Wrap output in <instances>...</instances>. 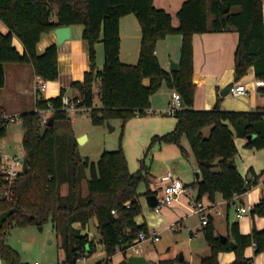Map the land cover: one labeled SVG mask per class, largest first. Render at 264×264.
<instances>
[{"label":"trees","instance_id":"1","mask_svg":"<svg viewBox=\"0 0 264 264\" xmlns=\"http://www.w3.org/2000/svg\"><path fill=\"white\" fill-rule=\"evenodd\" d=\"M129 14L135 16L140 27L139 56L134 65L119 59V21ZM176 17L175 27L171 15L156 8L153 0H0V21L8 30L0 33V88L5 83L6 64L29 65L41 79L56 80L57 46L52 44L37 53L36 45L43 35L57 27L81 25L89 68L81 81L71 84L78 93L71 100H78L79 108L89 109L93 125L117 119L123 128L136 115H146L151 96L163 83L177 92L183 103L174 112L173 129L151 137L138 169L131 172L120 144L116 150H104L96 163L80 155L71 120L62 105L64 89L53 98L39 96L34 110L18 117L28 170L18 175L11 201L0 199V215L12 210L0 226V259L5 264H22L18 252L6 243L8 230L14 226L41 227L47 222L58 234L64 255L57 264H76L95 251V243L82 233L91 219L96 220L100 244L107 257L97 264H112L111 257L117 252L124 255L118 264H127L124 251L139 231H148L145 224L137 225L134 218L141 213L137 188L141 183L148 187L150 168L146 158L155 144H174L185 153L181 139L186 138L200 174V180L193 184L198 200L206 196L214 202L220 195L229 206L234 196L246 192L264 175V169L257 175L250 169L253 179L246 185L247 178L240 174L234 161L235 138L245 139L247 149H264V109L224 110L219 97L213 108L194 110L192 81L193 35L229 31L238 34L234 81L244 77L249 68H253L256 80L264 81V0H184ZM173 34L181 36L178 67L166 71L158 62L155 46L157 41ZM13 36L21 43L22 53L13 45ZM97 43L103 47L101 69L95 63ZM95 84L99 108L94 106ZM42 110L50 111L49 126L40 121ZM7 126L8 121L0 118V138L5 136ZM207 128L205 136L203 131ZM83 181H86L85 195ZM63 186L67 187L66 194H62ZM251 215L264 217V198L251 207ZM202 232L210 253L198 264H220L218 254L230 251L235 259L229 264H247L251 259L244 256V250L250 246L254 247L255 256L264 253V228H253L245 235L234 222L223 242L209 217ZM231 242L235 247H231ZM155 264L186 263L166 259Z\"/></svg>","mask_w":264,"mask_h":264},{"label":"crops","instance_id":"2","mask_svg":"<svg viewBox=\"0 0 264 264\" xmlns=\"http://www.w3.org/2000/svg\"><path fill=\"white\" fill-rule=\"evenodd\" d=\"M183 1L184 0H153V5L155 7L160 6L164 10L169 8L168 10L172 18V25L176 27L178 25L176 13ZM68 27L70 38L64 41L61 45H56L54 30L48 34L43 35L36 45L37 53H42L48 46L52 44H55L57 46L58 77L54 81H46V89L41 92L40 95H38L43 97L44 99L58 96L62 89L65 90V95L69 98L77 96L78 93L74 88L71 87V84L76 81H81L83 79L84 73L88 71L89 62L87 46L81 37L82 26L71 25ZM7 31L8 30L6 26L0 21V33L5 34L7 33ZM14 39L17 38L13 36V45L18 52L22 53L23 47L21 43L18 39V42ZM119 39L120 61L128 65L136 64L139 56L140 27L134 15H125L120 19ZM237 41L238 34L233 31L206 32L193 35L192 81L195 85L193 100L194 110H209L213 108L219 97L220 106L224 110L256 111L259 108L264 109V107L260 105L261 99L264 98V84L261 87L256 88V82L259 80L255 79L253 68H249L246 75L240 80L234 81L233 65L234 52L236 49ZM180 44L181 36L177 34L167 35L165 38L157 41L155 46V55L160 66L164 70L171 71L169 70L170 61L178 64L180 56ZM99 46V43L95 45L96 53L99 50ZM102 66L98 65L97 68L101 69ZM7 72H10V74L13 76L15 80L14 85L17 86L19 90H21V93L23 95L32 97L33 105H35V101L37 98V94H35L36 85L38 80H40L41 78L34 74L32 67L29 65L6 64L4 66L5 83L7 81ZM24 77H26V79L31 82L32 89H28L27 87L23 86L22 81ZM231 82L233 84L237 82L240 86L245 87L247 94L239 97H235L233 95L231 96V94H228L224 97H221L219 95L221 90ZM144 83L145 85L148 84L146 80L144 81ZM172 92L173 91L170 90L165 85V83H163L159 90L150 98V107L148 111H150L152 114L144 115L141 117L135 116L125 123V136L129 139V141H127V143L124 142L122 147L124 152L126 153L129 170L131 172L137 170V162L143 157V148L146 145H149L151 137L155 135L165 134L173 129L175 125V118L171 116H163L166 115ZM240 97L244 98L241 99ZM94 106L97 108L100 107L96 106L95 102ZM0 113H3L1 114V117L7 115L4 109H2ZM48 115L49 113L47 114V116ZM70 119L72 123L71 115ZM117 122L121 124L120 120L114 121L113 124H116ZM115 129L116 126L113 127V130ZM208 132L209 129L207 128L203 131V134L207 136ZM74 136L75 138L80 137L85 139V136H76L75 133ZM245 143V139L235 138L237 154L235 155L234 161L240 174L247 179H251L252 175L249 173L250 169L256 175L259 174L257 171H255L256 169L254 167V157L255 155H259L258 157L260 158V155L262 156V154L264 156V149L255 152V150L245 148ZM181 146L185 150V153H182L179 147L174 144H157L156 146H154L150 153L147 155V158L150 156V162L148 163L150 168L148 176V187L145 183H141L137 188V193L139 194L138 201L141 206V213L134 218V221L137 225L145 224L148 232H158L159 241L163 233L167 231L176 233L180 232L182 229H184L187 233V242H193L196 238H198L199 234L202 235V239L204 240L202 229H199V220L197 222L198 217L192 215L188 210L189 204L195 200H198L197 190L193 186V184L200 180V174L198 177L196 176V173H199L196 162L193 155L191 156L192 153L190 154L187 145L185 144V142H183V140L181 141ZM104 150L107 149H103L101 153ZM90 162L93 161L90 160ZM165 172H171L176 178H178L186 187L187 193L181 196L176 202L162 206L161 209L156 212L154 208L157 204L154 207H150L147 204L146 197L155 195L157 200H159L160 189L162 187V184L159 182V177ZM263 178L264 175L257 180L256 184H260ZM147 188H149L150 190L149 193H147ZM63 189L64 192H62V194H66L67 187L63 186ZM82 190L83 195H85L87 189L84 188L83 183ZM260 193L261 191H252V189H250L246 194H243L242 196L235 199L234 203L236 205H244L241 201V198H244L246 196L248 202L247 206L252 207L263 198ZM200 201L205 204H214L213 208L209 211V217L213 219L215 233L218 236H225L227 232L224 234L217 229V216L225 217L227 230L230 224L237 222L240 232L245 235L249 234L253 228H256L257 230L264 228V217H259L256 215L259 218L256 222L251 215V211L249 213L250 216L245 214L240 217H236V209L233 204H230L228 206V203L223 200L220 195L216 196V201L214 202H210L206 196L202 197ZM220 205L225 208V212L219 208ZM217 212H219V214H216ZM96 225V220L91 219L87 226L82 230V233L87 234L90 240L95 243V250L97 248V245L102 247V245L100 244L99 234L96 230ZM91 226L94 230V233L90 234ZM74 227H78V225L75 224ZM158 242L145 243L142 247L141 254L137 256H143L147 260V264H155L159 260L166 259L176 260L178 263L184 261L186 264H198L203 257L208 256L210 253L209 247L205 242L208 249H201L198 261H195V258L193 257L195 251L191 250L189 251L188 256H185L183 254V251H181L179 255L176 254L175 257L168 256L169 252L167 251V257L162 259V256L165 255H159L155 248V244ZM153 251L155 253L153 254L154 256L158 254L154 260L149 258V254ZM180 254L182 256L181 260H179ZM195 254L197 255V253ZM130 255V253L127 254L126 260ZM244 256L251 259L247 264H264V253L255 256L253 246L247 247L244 250ZM105 259H107L106 256L101 261L95 263L93 262L92 264H97L104 261ZM123 259V253L117 252L111 257V262L112 264H118ZM234 259L235 254L232 251L218 254V262L220 264H229L233 262ZM1 261L2 260L0 259V264Z\"/></svg>","mask_w":264,"mask_h":264},{"label":"rangeland","instance_id":"3","mask_svg":"<svg viewBox=\"0 0 264 264\" xmlns=\"http://www.w3.org/2000/svg\"><path fill=\"white\" fill-rule=\"evenodd\" d=\"M156 8L162 9L160 6H156ZM168 9L169 8H167L165 11L169 13ZM14 40L17 41V39ZM99 44H100L99 50L97 53H95V63L97 67L98 65L102 66V62H103V47L101 43ZM6 79L7 81L5 83V86L2 89H0V112L2 109H4L7 115L13 116L16 119L15 122L10 123L9 126H7L5 136L0 138V148L4 152L10 154H18L20 157H23L24 154L22 153V144H21L23 129L18 117L23 113L32 112L34 110L33 98L27 95H23L21 93V90H19L18 87L14 85L15 80L13 76L10 74V72H7ZM22 82L24 87H27L28 89H32V84L29 80L26 79V77L23 78ZM235 84L239 85L237 82H235ZM93 92H94V102L96 106H100V101L98 98V85L94 86ZM240 98L243 99L244 97H240ZM260 105L264 107V98L261 99ZM1 114L3 113H0V117ZM163 116L170 117L168 115H163ZM71 117H72L71 126L73 132L76 134V136H80V135L81 137L85 136V139H83L81 142H78V139L80 137H76L78 152L82 157L84 158L88 157L94 163L97 162L98 157L100 156V153L103 149H107V151L116 150L119 147V144L122 147L124 142L127 143V141H129V139L126 138L125 136L124 127L122 128L121 124L118 122L116 124H113L114 121H116L117 119L108 120L103 125H93L91 123L88 112H86L85 110L81 111L80 113H73L71 114ZM107 123L111 127L116 126V129L109 131ZM182 140L187 145V148L191 154L190 147L186 138L183 137L181 141ZM156 145L157 144L153 145L150 148L148 154L150 153L152 148ZM147 147L148 145H146L143 148L144 152ZM256 151L258 150H255V152ZM124 154L126 157L125 152ZM258 156L255 155L254 157V161H255L254 167L256 169L254 170L260 173L264 169V156L263 154L262 156L260 155V158ZM149 162H150V156L147 158V164ZM137 163L139 167V160ZM127 164H128V160H127ZM83 186L84 188H86V181L83 182ZM263 188H264V184H255L251 187L252 191L254 190L261 191L260 195L264 198ZM62 192H64V189H62ZM241 201L243 202L244 205L248 204L246 196L244 198L242 197ZM219 208L225 212V208L222 205H220ZM247 215L250 216L249 213ZM253 219L257 222L259 218L256 215H254ZM216 227L220 232L224 234L227 232V225L224 216H217ZM41 228L42 229L39 230V227L36 226H26V227L14 226L8 230L5 236L6 243L18 252L19 259L22 264H34V262H37L38 264H57L58 261L63 260L64 255L62 249L60 248V239L58 234L53 229L51 222L45 223L43 226H41ZM90 229H91L90 234L94 233L92 226L90 227ZM202 238H203L202 235L199 234L198 238H196L193 242L189 243L187 242V233L185 232L184 229L176 233H171L170 231H167L161 235V239L158 243L155 244V248L159 255L161 254L165 255L162 256V259L167 257L166 254L168 252H169L168 256L175 257V255L176 254L179 255L181 251H183V254L185 256H188L190 250L195 251L197 255L194 253L193 257L195 258V261H198L199 253L201 249L202 248L208 249V247L205 244V241ZM153 254H155L154 251L149 254V258L154 260L158 254L156 256H154ZM104 257H105L104 250L102 249L101 246L97 245V248L94 251V253H92L87 257L79 259L76 262V264H92L93 262L95 263L101 261ZM1 264L4 263L1 261Z\"/></svg>","mask_w":264,"mask_h":264},{"label":"built area","instance_id":"4","mask_svg":"<svg viewBox=\"0 0 264 264\" xmlns=\"http://www.w3.org/2000/svg\"><path fill=\"white\" fill-rule=\"evenodd\" d=\"M263 84H264L263 81H257L256 88L261 87ZM46 85L47 82L45 80L43 79L38 80L35 90V94H37V98L39 97L38 95H40V93L46 89ZM229 94L238 97V96L246 95L247 91L243 86L233 84L229 90ZM180 101H181L180 95L177 92L173 91L171 94V100L169 101L168 104L166 115L173 117L174 112L179 108ZM77 103L78 100L73 101L71 100V98H69L66 95L62 97L63 109L67 112L68 118H70V115L73 113H80L81 111L84 110L86 112H89V109L87 108H79ZM48 113H50L49 110L40 111V121L42 124L47 122ZM150 114L152 113L150 111H147L146 115H150ZM136 116L141 117L139 114ZM1 118L7 120L8 124L15 122L16 119L15 117L8 115H4ZM22 153L24 154L23 148H22ZM23 159H24V155L23 157H20L18 154H10L4 152L0 148V199L5 201H11L15 181L17 180L18 175L23 171L22 170ZM252 179L253 177H251V179H246V185H248V182ZM159 182L162 184V187L160 189V198L158 200L157 205L154 208L156 212H158L162 206L176 202L181 196L187 193L184 184L178 178H176L171 172H165L164 174H162L159 177ZM260 184H264V178L261 180ZM252 186H250L249 189L243 194H246L251 189ZM243 194L234 196L233 199L229 202L230 204H233V206L236 209V217H240L242 215L248 214L251 211L250 206L242 205V204L236 205L234 203V200L242 196ZM213 206H214L213 203L205 204L200 200H195L189 204L188 206L189 212L192 215L198 217L199 229H203V227L208 223L209 211L213 208ZM216 214H219V212H217ZM158 241H159L158 232L139 231L135 236L132 245L128 247L124 252L126 254L130 253L131 255L137 256L141 254L143 244L147 242H158ZM34 264H38V263L34 262Z\"/></svg>","mask_w":264,"mask_h":264},{"label":"water","instance_id":"5","mask_svg":"<svg viewBox=\"0 0 264 264\" xmlns=\"http://www.w3.org/2000/svg\"><path fill=\"white\" fill-rule=\"evenodd\" d=\"M227 8L224 7V12H227ZM54 35H55V38H56V45H61L64 41L68 40L70 38V34H69V27L68 26H60V27H57L54 29ZM178 67V64L173 62V61H170V64H169V70H175L176 68ZM233 83H229L227 84L220 92V96L221 97H224L226 95L229 94V90L230 88L232 87ZM183 107V103L180 101L179 103V108H182ZM52 122V119L51 118H48L47 119V125L49 126ZM107 126L109 128V131H112L113 130V127H111L108 123H107ZM45 129H43L41 131V135H43ZM83 140V138H79L78 139V142H81ZM23 171H27L28 170V167H27V158L24 157L23 159ZM196 176L198 177L199 176V173L197 172L196 173ZM146 200H147V204L150 206V207H154L157 203H158V200L156 198L155 195H150V196H147L146 197ZM12 213V210L8 211V212H5V213H2L0 215V226L2 224V222ZM42 228L39 227V230H41ZM219 238L221 239V241H225L226 240V237L224 235H219ZM231 247H235V244L233 242L230 243ZM182 256L180 254L179 256V260H181ZM127 264H147V260L143 257V256H135V255H130L128 256L127 258Z\"/></svg>","mask_w":264,"mask_h":264}]
</instances>
